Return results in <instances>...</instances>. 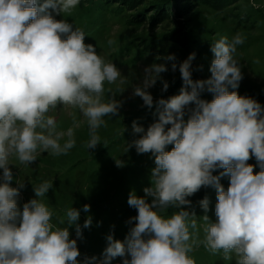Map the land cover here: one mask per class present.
I'll use <instances>...</instances> for the list:
<instances>
[{
    "label": "clouds",
    "instance_id": "9594fccd",
    "mask_svg": "<svg viewBox=\"0 0 264 264\" xmlns=\"http://www.w3.org/2000/svg\"><path fill=\"white\" fill-rule=\"evenodd\" d=\"M79 2L0 0V264H78L77 240L69 238L67 228L53 225L52 212L39 199L52 183L34 187L38 199L25 203L20 211L16 200L20 189L10 186L9 160L15 156L30 164L36 161L38 149L61 155L75 146L71 128L61 145L65 133L57 131L55 119L47 115L58 104L78 108L87 118L88 149L100 143L96 132L105 124L103 117L115 115L121 107L115 98L102 102L105 82H116L120 70L105 62L94 45L85 44L82 30L52 15L69 12ZM242 43L237 34L231 42L222 37L211 46L214 58L206 80L192 79L195 53L190 54L179 65L180 93L156 101L158 120L146 132L133 122L134 133L143 135L128 148L134 146L138 154L150 152L155 157L152 187L144 188V197L130 192L127 203L138 214L129 223H136L124 241L107 236L99 264H110L116 257L124 258L122 264H195L189 253L197 243L213 254L222 250L226 258L234 253L237 264H264V108L252 98L229 91L237 89L242 79L233 56ZM159 59L174 61L175 56ZM171 69L175 72L177 65L172 63ZM166 71L165 63H153L144 69L142 85L134 89L148 108L154 103L148 89L157 80L163 83L162 91L169 87L161 77ZM205 91L213 95L211 101L201 98ZM168 145L174 146L171 151H166ZM251 156L261 168L255 174L247 163ZM217 168L224 170L219 176L212 174ZM223 176L230 178L227 190L220 183ZM202 186L216 189L217 220L204 226L203 241L189 243V217L195 214L182 206L190 205L187 197ZM147 197L152 198L150 203ZM200 205L207 212V197ZM169 207L179 211L164 218L160 210ZM89 209L84 205L85 212ZM79 216L74 208L66 212L69 225ZM203 219L209 221L207 215ZM91 224L89 217L83 227ZM190 226L195 229L197 221L191 219ZM76 235L82 236L79 224Z\"/></svg>",
    "mask_w": 264,
    "mask_h": 264
},
{
    "label": "rangeland",
    "instance_id": "374dc122",
    "mask_svg": "<svg viewBox=\"0 0 264 264\" xmlns=\"http://www.w3.org/2000/svg\"><path fill=\"white\" fill-rule=\"evenodd\" d=\"M155 1L139 0L135 4L130 0H80L75 8L63 14L49 10L56 20H64L73 28L82 30L85 44L94 45L97 54L105 62L114 63L121 72L116 82H105L102 102L108 103L115 98L121 102V107L115 115L103 117L105 124L97 129L100 143L95 149L87 148L90 139L87 118L78 108L58 104L47 115L55 119L57 131L65 133L60 140L61 145L68 139L67 132L71 128L75 146L61 155L38 149L36 161L30 164L21 163L15 156L9 160L13 173L10 186L20 189L16 198L20 211L25 203L38 199L34 187L44 182L52 183L49 191L39 199L52 212L53 225L67 228L69 238L77 240L78 264H86V260L87 264H99L107 246V236L124 241L134 227L136 221H129L138 213L127 203L129 194L134 191L138 197L145 196L143 190L152 187V170L156 165L152 153L138 154L134 146L128 148L132 141L143 135L134 133L132 125L135 121L146 132L158 120L156 101L180 93L183 81L179 65L190 54L195 53L192 79H209L214 58L211 46L222 37L231 42L240 34L243 43L236 46L233 56L238 61L242 79L237 89L229 88V91L252 98L264 108V0H226L223 4L219 3L222 0L212 4L200 0H157L162 10L155 8ZM175 6L181 8L176 10ZM170 54L175 56L174 61L159 59ZM153 63L166 64L168 71L161 73V77L169 87L162 91L163 83L157 80L155 86L148 89L154 101L153 107L148 108L141 97L134 95V89L142 85L144 69ZM172 63L177 65L175 72L171 69ZM201 98L211 101L213 95L205 91ZM173 147L168 145L166 151ZM117 161H120V166H117ZM247 163L253 166L254 174L261 171L254 156ZM223 171L217 168L212 174L219 176ZM2 173L3 169H0V183L3 182ZM220 183L227 190L229 176L221 177ZM205 197L209 201L207 212L200 205ZM187 199L191 204L182 206V209L190 215L195 214V217H189L192 237L189 243L203 241L204 226L217 220L216 189L202 186ZM147 200L150 203L152 198L147 197ZM86 204L90 206L88 212L84 211ZM70 208L80 212L79 220L72 225L66 217ZM178 211L169 207L160 210V215L169 218ZM205 215L209 221L203 219ZM89 217L92 224L84 228ZM191 219L197 221L195 229L190 226ZM76 224L81 227L80 238L76 235ZM189 256L195 264H237L234 253L228 254V258L222 250L213 254L203 243L193 244ZM91 257L97 259H88ZM123 259L116 257L110 264H122Z\"/></svg>",
    "mask_w": 264,
    "mask_h": 264
},
{
    "label": "trees",
    "instance_id": "16d2710c",
    "mask_svg": "<svg viewBox=\"0 0 264 264\" xmlns=\"http://www.w3.org/2000/svg\"><path fill=\"white\" fill-rule=\"evenodd\" d=\"M201 2H208V3H216V2H218V1H221V0H200ZM130 2H132V3H135V4H138V2H139V0H130ZM155 2H157V0L155 1ZM223 2H226V0H222V2H219L220 4H223ZM162 5H163V3H162ZM146 5H144V7H145ZM161 6V3H159V2H157L156 3V9H158V10H162L161 8H159ZM162 8H163V6H162ZM177 8H181V7H179V6H175V9L177 10ZM166 14V13H165ZM157 17V16H156Z\"/></svg>",
    "mask_w": 264,
    "mask_h": 264
}]
</instances>
